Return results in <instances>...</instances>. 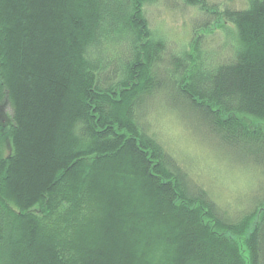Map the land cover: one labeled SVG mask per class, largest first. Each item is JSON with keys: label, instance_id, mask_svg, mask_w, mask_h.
I'll return each instance as SVG.
<instances>
[{"label": "trees", "instance_id": "1", "mask_svg": "<svg viewBox=\"0 0 264 264\" xmlns=\"http://www.w3.org/2000/svg\"><path fill=\"white\" fill-rule=\"evenodd\" d=\"M157 1L0 0V264H264V193L230 220L143 123L166 93L263 189L264 0L222 10L238 47L207 71Z\"/></svg>", "mask_w": 264, "mask_h": 264}, {"label": "rangeland", "instance_id": "2", "mask_svg": "<svg viewBox=\"0 0 264 264\" xmlns=\"http://www.w3.org/2000/svg\"><path fill=\"white\" fill-rule=\"evenodd\" d=\"M248 3L249 0H200L198 5H189L184 0H159L147 4L145 17L155 38L164 40L169 52L183 55L198 38L197 62L200 70L207 71L231 60L238 47L235 27L218 18L222 10L245 9ZM210 8L217 9L212 12L218 14H209ZM166 95L160 94L153 100V107H146V111L150 110L143 123L150 122L149 133L186 170L191 184L202 185L210 193L225 217L236 221L249 213L255 197L264 193L260 172L253 165L242 164L244 160L240 162L233 150L222 147L200 125L196 115L183 110L179 115L164 106Z\"/></svg>", "mask_w": 264, "mask_h": 264}]
</instances>
